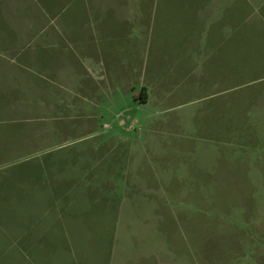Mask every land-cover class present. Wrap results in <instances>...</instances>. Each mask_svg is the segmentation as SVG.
<instances>
[{
    "label": "rangeland",
    "instance_id": "374dc122",
    "mask_svg": "<svg viewBox=\"0 0 264 264\" xmlns=\"http://www.w3.org/2000/svg\"><path fill=\"white\" fill-rule=\"evenodd\" d=\"M186 5L1 40L0 264H264V35L217 50Z\"/></svg>",
    "mask_w": 264,
    "mask_h": 264
},
{
    "label": "crops",
    "instance_id": "0c3cea01",
    "mask_svg": "<svg viewBox=\"0 0 264 264\" xmlns=\"http://www.w3.org/2000/svg\"><path fill=\"white\" fill-rule=\"evenodd\" d=\"M64 0H0V42L2 41H12L16 38H25L31 40L38 35V33L43 34V30L47 28L52 23L56 24L57 30L52 31L44 38L48 40H53L55 36L57 38L64 34L61 31L65 24L61 20L59 22L52 21L55 16L61 11V3ZM71 1V0H70ZM188 5V10L190 6L193 7L191 14L185 19L189 22L195 24V28L199 30H204V37H206V43H213L220 49L229 40V45L232 49L244 40V35L247 33H253L258 35H264V0H174ZM22 7L23 10H29L28 16L23 17L17 13V9ZM29 7V8H26ZM196 7V9H195ZM262 9L263 15L260 14ZM37 10L41 12L44 20L37 15ZM54 16V17H53ZM235 20H239L243 23L246 33H244L239 40L230 39ZM240 23V24H241ZM229 30H232L229 32ZM250 30L251 32H248ZM69 36L71 35L68 33ZM240 42V43H239ZM223 51V50H222ZM14 57L9 60L13 61ZM262 61H264V56H262ZM14 66V64L12 65ZM20 69H24L25 65H18ZM145 102V101H143ZM251 107L254 108L252 105ZM256 107V105H255ZM13 194V189L11 192ZM10 195V196H11ZM22 195V194H21ZM9 198V197H8ZM123 264V263H119Z\"/></svg>",
    "mask_w": 264,
    "mask_h": 264
}]
</instances>
